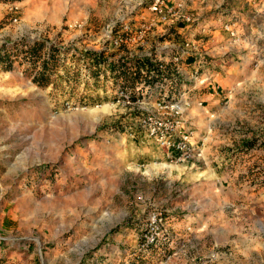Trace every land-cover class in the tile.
<instances>
[{"label":"rangeland","instance_id":"1","mask_svg":"<svg viewBox=\"0 0 264 264\" xmlns=\"http://www.w3.org/2000/svg\"><path fill=\"white\" fill-rule=\"evenodd\" d=\"M174 1L197 24L139 40L151 0H0V46L42 40L68 53L44 89L27 65L0 69V264H133L129 244L153 212L169 218L170 237L151 264H264V0ZM125 24L131 41L116 50L108 26ZM188 34L221 88L188 112L194 153L168 159L137 125L156 91L95 84L74 67L88 52L128 60Z\"/></svg>","mask_w":264,"mask_h":264},{"label":"built area","instance_id":"2","mask_svg":"<svg viewBox=\"0 0 264 264\" xmlns=\"http://www.w3.org/2000/svg\"><path fill=\"white\" fill-rule=\"evenodd\" d=\"M175 4L174 0H151L149 11L154 18L149 24L141 26L136 38L143 40L147 31L157 28L158 25L174 27L180 24L181 29L186 30L187 27L197 24L198 17L184 12L182 5ZM114 28L115 25L108 26V39L111 47L120 50L131 41L130 34L133 30L125 24L121 32L113 34ZM222 29L225 33H233V25L228 22L223 24ZM167 31L160 38L166 36ZM195 37L188 34L181 44H162L158 40L155 52L127 56L128 60L150 59L163 77L172 68L170 77H166L162 84H157L152 90L146 87L145 94L152 96L156 91L158 98L153 104L154 110H147L137 124L141 132L166 153L168 159H186L195 151L196 125L188 118V112L195 102L199 108H203L205 100H201L199 93L217 86L213 93L214 98L220 94V85L215 83L218 66L209 59V54L203 51V45L196 42ZM141 84L144 88L145 82ZM123 95L122 92L120 96ZM168 220L162 212H153L141 221L142 229L137 236V247L131 250L132 261H139V254L150 257L152 250L167 245L170 237Z\"/></svg>","mask_w":264,"mask_h":264},{"label":"trees","instance_id":"3","mask_svg":"<svg viewBox=\"0 0 264 264\" xmlns=\"http://www.w3.org/2000/svg\"><path fill=\"white\" fill-rule=\"evenodd\" d=\"M9 1L11 0H6V2ZM67 54L66 51L64 52V50L54 45H48L42 40L28 41L21 39L12 45L5 43L0 46V69L10 72L14 69L15 63L27 65L31 72H35L33 83L44 89L54 83L53 76L64 65L65 59L63 57ZM74 68L78 75L81 70L86 71L95 84H99L102 78L108 77L113 84L122 85L124 88L130 87L134 90L133 87L145 82L144 89L138 93L141 96L147 92L146 87L152 90L157 84H162L166 78L162 76L161 71L150 59H106L103 54L96 52H88L85 56H82L78 59V64ZM169 72L165 76H169ZM78 81H80L79 77ZM139 233L140 231H138L137 236ZM163 253V248H161L152 250L149 253L150 257L139 254L140 260L134 261L133 264H151V259L154 257L162 260Z\"/></svg>","mask_w":264,"mask_h":264},{"label":"bare ground","instance_id":"4","mask_svg":"<svg viewBox=\"0 0 264 264\" xmlns=\"http://www.w3.org/2000/svg\"><path fill=\"white\" fill-rule=\"evenodd\" d=\"M110 107L108 105H104L102 107H96V108H91L88 110V113L91 117L95 118V120L100 119L103 117L105 114L109 113ZM123 144V143H122ZM164 163V162H163ZM164 165H155L154 168H160L163 167Z\"/></svg>","mask_w":264,"mask_h":264},{"label":"crops","instance_id":"5","mask_svg":"<svg viewBox=\"0 0 264 264\" xmlns=\"http://www.w3.org/2000/svg\"><path fill=\"white\" fill-rule=\"evenodd\" d=\"M216 88H217V86H214L213 87V89L212 88H210L208 91L210 92V95L212 96V97H214L215 95L213 94L215 91L214 90H216ZM212 89V90H211ZM201 93V92H200ZM200 93H199V95L198 96H200V98H201V95H200ZM120 236H121V238H120V240H122L123 239V236L121 235V234H119ZM125 236V235H124ZM137 236L135 237V240H132V242H131V244H129V246L130 247H132L133 249H136V247H137ZM121 244V243H120ZM118 245H119V243H118ZM133 249H131V250H133ZM108 255V254H107ZM112 259V258H111ZM111 259H109L106 263H110L112 260ZM145 260V259H144ZM105 263V264H106Z\"/></svg>","mask_w":264,"mask_h":264}]
</instances>
